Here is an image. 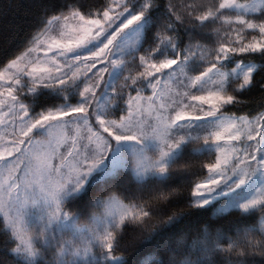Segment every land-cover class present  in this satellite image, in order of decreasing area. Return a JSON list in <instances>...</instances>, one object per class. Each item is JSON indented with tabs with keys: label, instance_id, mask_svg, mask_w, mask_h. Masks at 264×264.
Masks as SVG:
<instances>
[{
	"label": "snow or ice",
	"instance_id": "6c2138e0",
	"mask_svg": "<svg viewBox=\"0 0 264 264\" xmlns=\"http://www.w3.org/2000/svg\"><path fill=\"white\" fill-rule=\"evenodd\" d=\"M0 264H264V0H0Z\"/></svg>",
	"mask_w": 264,
	"mask_h": 264
},
{
	"label": "trees",
	"instance_id": "16d2710c",
	"mask_svg": "<svg viewBox=\"0 0 264 264\" xmlns=\"http://www.w3.org/2000/svg\"><path fill=\"white\" fill-rule=\"evenodd\" d=\"M22 2H23L24 5L27 7V6H30V5H31L32 0H22Z\"/></svg>",
	"mask_w": 264,
	"mask_h": 264
}]
</instances>
